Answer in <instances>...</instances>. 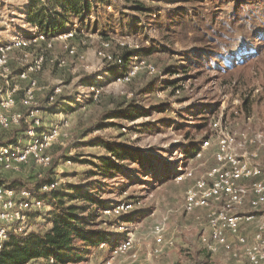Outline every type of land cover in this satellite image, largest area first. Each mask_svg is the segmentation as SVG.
Listing matches in <instances>:
<instances>
[{
	"label": "rangeland",
	"instance_id": "rangeland-1",
	"mask_svg": "<svg viewBox=\"0 0 264 264\" xmlns=\"http://www.w3.org/2000/svg\"><path fill=\"white\" fill-rule=\"evenodd\" d=\"M59 2L0 0V44L14 41L19 35L26 36L34 29L27 21L32 3L35 16L44 7L58 10ZM110 2L97 1L91 19L103 23L99 32L104 37L99 32H85L74 39H54L48 49L42 43L27 51L15 47L8 54L11 78L39 55L48 59L43 72L31 76L38 82L36 97L38 108L43 111L39 116L47 128L59 123L60 118L68 121L62 128L61 139L50 150L53 162L45 171L46 179L58 178L64 192L70 186L98 182L102 189L100 198L109 207L123 202L132 206L122 214V220L127 234L135 241L137 258L124 254L112 259L104 248L79 264H232L237 261L246 264L233 238L231 243L240 257L233 258L221 248L217 253L208 249L211 236L208 211L185 213L184 199L196 181L206 178L217 167L213 132L216 120L233 137L241 132L264 131V0L139 1L152 8V13H139L126 0ZM109 5L112 10L108 9ZM183 11L190 18L184 17L180 27L171 28V19H177ZM164 22L160 31L156 23ZM107 40L112 43L105 48L103 44ZM118 41L140 52V57L156 71L144 69L129 84L114 83L129 69L130 61L124 67L126 70H117L99 52L119 56L125 49ZM198 55L200 64L194 59ZM183 63L194 70L182 73ZM230 71V75H223ZM177 81L178 84H172ZM27 86V82L20 84L16 98L17 110L24 114L29 111L20 101ZM58 88L61 92L56 105L47 104ZM94 88L100 90L97 99ZM130 102L135 104L132 110H138L131 114V119H107L109 112L125 108ZM205 112L208 120L200 118ZM22 127L0 128V141L5 143L21 136ZM206 136L211 141L210 147L203 150L201 159L188 161L185 149L196 143L201 150ZM100 139L120 145L130 156L119 163L121 170L113 178H104L96 167L99 158L108 153L103 145L98 146ZM259 163L264 165V151ZM185 170L192 177L176 182L175 177ZM160 176H165V181ZM2 177L26 182L37 180L33 167L25 173H4ZM252 212L248 204L241 209L243 214ZM259 215L264 217V209ZM112 218L102 213L100 227L117 234L120 230L111 224ZM31 221L34 233H45L51 228L42 216L37 215ZM157 224H163L165 239L173 241V245L153 255V230ZM241 232L252 240L255 224L242 225Z\"/></svg>",
	"mask_w": 264,
	"mask_h": 264
},
{
	"label": "built area",
	"instance_id": "built-area-1",
	"mask_svg": "<svg viewBox=\"0 0 264 264\" xmlns=\"http://www.w3.org/2000/svg\"><path fill=\"white\" fill-rule=\"evenodd\" d=\"M108 9L112 10V6L109 5ZM92 18L93 16L90 17ZM81 33L85 32L81 31ZM81 33L78 34V25L75 24L64 33L49 39L40 34L38 28H34L26 36L19 35L14 38V41L0 44V128L8 130L14 126L26 125V130L17 137V142L0 146V174H21L33 167L37 180L46 178L45 171L51 167L53 162L49 154L50 150L61 139L62 128L68 124V121L60 118L59 123L47 128L42 116H39L43 111L38 108L36 97L39 90L38 82L31 76L43 72L48 59L44 55H39L31 65L21 70L15 78H11L9 77L11 75H9L8 54L15 50V47L20 51H27L42 43L48 49L52 47L50 41L54 39L63 41L74 39ZM112 41H105L104 47L108 48ZM118 43L121 48L130 50V45L126 42L118 41ZM138 47V45L134 46L137 49ZM70 53H73L72 49ZM99 53L107 62L117 61L121 64V69L126 70L121 59H116L103 51ZM144 69L150 72L156 71V68L137 53L131 58L129 69L121 73L114 83L129 84ZM24 82H27L28 86L24 90L20 105L29 111L27 114L17 110L16 100L21 91L20 84ZM93 90L96 91V88ZM60 92V88L56 89L47 100V104L55 106ZM99 93L100 90H97L95 99ZM60 116H62L61 113ZM213 132L216 133L217 167L211 170L206 178L196 181V184L186 191L185 213L192 214L202 209L208 211L211 236L207 247L213 253L219 252L221 248L233 258H237L241 256L239 252L241 251L248 264H264V217L259 215V212L264 209V165L259 163L261 152L264 151V131L241 132L238 137L235 135L233 137L230 133H226L222 123L216 120L213 123ZM210 145V139L204 141L201 144V150L196 154V159H201L203 150L208 149ZM68 163L71 161L69 160ZM192 175L185 170L175 177V181L184 182ZM31 188L33 189H13L0 185V251L12 236L20 237L33 233L32 218L36 213L48 208L40 195L50 194L62 187L59 179L52 177L49 182L42 183L38 188L36 185H31ZM247 204L253 212L251 214L241 213V209ZM131 207L123 202L114 208L104 210L103 213L118 218L127 213ZM247 223L255 224L252 240L241 232L242 225ZM123 224L124 222L120 221L114 226L119 227L120 231L116 232L117 234L126 237L110 248L103 243L99 249H107L112 259L124 254H133V257L137 258V253L134 252L136 250L135 241L127 234V229ZM164 231L163 224L154 226L155 243L151 249L153 255H159L163 252V248L173 245V241H166ZM231 238L236 240L239 251L234 249ZM50 264H54L53 259L50 260Z\"/></svg>",
	"mask_w": 264,
	"mask_h": 264
},
{
	"label": "trees",
	"instance_id": "trees-1",
	"mask_svg": "<svg viewBox=\"0 0 264 264\" xmlns=\"http://www.w3.org/2000/svg\"><path fill=\"white\" fill-rule=\"evenodd\" d=\"M97 1L104 3L109 2L111 4V0H60L58 10H51L44 7L43 10L41 9L34 16L32 15V11L35 5L32 3L27 21H29L30 25H33V28H38L40 34H43L49 39L60 33H64V31L75 24L78 25V34L81 33V31L86 33H97L102 30L103 23L99 20L93 22L90 19V17L96 13L95 3ZM126 1L131 2L132 8L139 13H152L154 11L152 8L147 7L144 3L137 0ZM176 17L177 19H171V28L175 26L180 27V24L184 22V17L186 19L190 18L189 14L184 13V11L180 12ZM122 23L123 22L120 21V25H122ZM140 24H143V22ZM156 24L158 27L160 26V31L164 29L165 22ZM78 36L79 35H77V37ZM100 36H103L102 33H100ZM252 50H254V48H252ZM137 53L140 52L125 49L122 51V54L119 56L117 55V57L115 56V58L121 59L122 63L126 65ZM200 58L201 57L198 55V57L194 59L200 64L201 61L198 62ZM230 60H233V58ZM230 63L231 62L227 65ZM110 66L114 69L122 70L121 64L117 61L111 63ZM182 67L181 72L184 71L182 73L188 74L190 71L194 70L191 66H185L184 63ZM231 71L225 72L223 75H230ZM179 73L180 71H178L177 74ZM178 83L179 81L172 84L176 85ZM134 105V102H130L125 108L109 112L107 119H131V114L135 111V109L132 110ZM202 114L200 118L208 120L207 113L205 112ZM22 126L21 131L23 133L26 130V125L22 124ZM17 139L16 137L5 143L0 141V146L3 144L15 143ZM204 139L208 140L209 136H206ZM97 144L98 146L103 145L108 153L99 158L100 164L96 167L99 169L100 175L104 178H113L121 170L119 163L129 160L130 156L120 145L115 146L113 143L104 139H100ZM198 151V144L194 143L185 149L184 154L189 161L191 159H196ZM163 178L165 181V176L159 177V179ZM50 180L46 178L35 180V182H26L20 178L8 180L2 177V173L0 174V185H5L13 189H33L31 185H36V188H38L39 185L49 182ZM101 190L98 182H91L85 186H70L66 192L61 188L50 194H41L40 196L45 200L48 210L45 213L38 212L34 217L37 215L42 216L44 220L51 224V228L45 233L33 232L27 236H12L11 240L5 245L3 250L0 251V264H50V260L52 259L54 264H79L87 262L103 243H105L107 248L118 244L123 239L122 234H111L100 227L102 222L99 221V218L103 211L111 208L107 201L100 198ZM73 201H78L80 204L68 203ZM122 218L123 215L118 218H112L114 220L111 221V224L114 226L120 221L125 222Z\"/></svg>",
	"mask_w": 264,
	"mask_h": 264
},
{
	"label": "crops",
	"instance_id": "crops-1",
	"mask_svg": "<svg viewBox=\"0 0 264 264\" xmlns=\"http://www.w3.org/2000/svg\"><path fill=\"white\" fill-rule=\"evenodd\" d=\"M244 262H246V264H248L247 261H244ZM232 264H243V263H242V261H237V262H232Z\"/></svg>",
	"mask_w": 264,
	"mask_h": 264
}]
</instances>
